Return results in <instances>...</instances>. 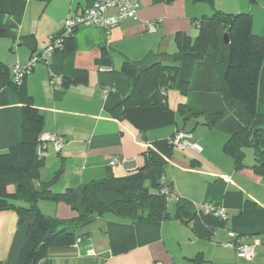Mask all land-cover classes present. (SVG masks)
<instances>
[{
    "label": "crops",
    "instance_id": "0c3cea01",
    "mask_svg": "<svg viewBox=\"0 0 264 264\" xmlns=\"http://www.w3.org/2000/svg\"><path fill=\"white\" fill-rule=\"evenodd\" d=\"M137 1V20L126 19L109 30L78 27L73 33L74 51L55 53L47 62H37L23 83L33 106L43 115L41 135L64 140L59 152L53 143H43L46 157L41 180L49 181L63 166L52 187L54 192L72 188L80 198L85 184L125 177L143 167L151 154L163 166V178L170 186L167 212L171 218L132 223L112 213L90 216L75 231L83 235L77 247L51 248L41 264H194L199 254L214 264H240L234 249L226 247L237 239L253 248L254 257L243 259L247 264H264V181L251 168L252 151L244 150V167L236 170L222 150L227 137L194 120L183 123L169 97L165 110L124 108L122 100L129 88L128 78L121 71L124 61H140L150 51L176 52L174 35L182 32L194 39L198 34L196 22L216 11L249 13L253 33L264 36V0ZM94 2L3 0V13L17 25L18 45L12 48L11 38L0 37V64L25 68L32 55L48 47L67 16L81 14ZM154 20L161 23L154 33H148L145 24ZM192 73V64L182 65L179 79L189 81ZM80 74L85 76L83 82L70 81L63 87V79L72 80ZM54 78L61 81L53 84ZM111 88L114 91L104 94ZM258 96L257 111L261 113L264 62ZM21 106L11 88L0 89V152L21 139ZM180 131L190 132L201 151L170 146L169 139ZM145 185L148 187L149 182ZM119 198L100 195L105 203ZM45 204L51 210L47 216L62 220L75 219L83 212L80 201L74 207ZM205 206L223 208L226 219L203 212ZM178 207L194 216L187 225L173 218ZM200 230L201 236L197 233ZM24 244L25 228L18 225L16 213L0 211V262L22 264Z\"/></svg>",
    "mask_w": 264,
    "mask_h": 264
},
{
    "label": "trees",
    "instance_id": "16d2710c",
    "mask_svg": "<svg viewBox=\"0 0 264 264\" xmlns=\"http://www.w3.org/2000/svg\"><path fill=\"white\" fill-rule=\"evenodd\" d=\"M2 1L0 37L11 38L12 48H16L17 25L3 13ZM248 1L256 3V0ZM196 26L198 34L194 39L182 32L174 35L176 52L169 54L157 49L140 61L122 63L121 71L128 78L129 88L122 105L124 108L159 107L165 110L168 92L176 90L187 98L186 102L177 104L176 111L181 121L194 120L226 135L222 150L232 159L236 170L244 167V150L250 149L253 157L251 168L264 181V111H257L264 36L253 33L249 13L216 11L200 18ZM76 29L63 38L61 48L54 49L53 54L74 51L73 33ZM62 31L61 27L52 35L48 47ZM224 34L227 43L224 42ZM185 64L193 65L189 81L179 79L180 68ZM27 71L21 72L19 84L8 67L0 64V89L11 88L22 105L21 139L0 152V211L15 212L18 225L25 228V244L20 253L22 264H41L49 249L72 246L77 238L83 237L75 232L77 227L90 216L112 213L132 223L170 219L167 212L170 186L163 178V166L151 154L143 167L125 177L103 178L85 184L80 198L72 188L62 192L52 190L63 173V166L49 181L41 180L40 170L45 157L39 156L38 148L42 146L40 137L44 118L25 92L23 81ZM84 77L80 74L72 80L63 79L62 85L67 87L70 81L83 82ZM146 182H149L148 187ZM163 188H166V193L162 192ZM102 193L120 198L105 203L100 200ZM39 201L63 203L69 207L80 201L83 212L75 219L62 220L41 213L37 207ZM173 218L187 225L194 216L178 207ZM199 232L201 236L203 231ZM194 264L214 263L205 261L199 254Z\"/></svg>",
    "mask_w": 264,
    "mask_h": 264
},
{
    "label": "built area",
    "instance_id": "2783aa9c",
    "mask_svg": "<svg viewBox=\"0 0 264 264\" xmlns=\"http://www.w3.org/2000/svg\"><path fill=\"white\" fill-rule=\"evenodd\" d=\"M138 9L139 4L137 0H95V2L81 14L67 16L62 25V34L52 39V44L44 51H42L38 55H32L29 63L25 66V68L19 70L18 65L15 64L8 67V69L13 75L14 80L20 84V80L22 77L21 72L28 69V73L37 62H47L53 55V50L56 48H61L63 38L69 36L74 29L80 26H98L102 27L103 29L109 30L118 26L122 21L126 19L137 20ZM160 23L161 20L146 22L145 25L147 32L154 33ZM60 81V78L52 79L53 84H57ZM110 90L114 91V89L112 88L105 89L104 94H108ZM191 138V134L180 131L175 133L169 139V145L180 150L189 147L197 152H200L201 147L196 142H193ZM46 141L53 143L54 150L56 152L60 151L64 143V140L58 136L51 134L41 135L40 144H42V146H39L38 148V154L40 157H46V151L43 146V143ZM161 182L164 183L163 180H161ZM162 192L166 193V188H163ZM202 210L203 212L214 214L215 216L223 220L226 219V212L221 207L205 206ZM80 241L81 239L78 238L72 246L77 247ZM226 247L234 249L238 258L251 260L254 257L253 248L249 245L243 244L241 240L237 239L234 243L230 242L229 244H226Z\"/></svg>",
    "mask_w": 264,
    "mask_h": 264
},
{
    "label": "rangeland",
    "instance_id": "374dc122",
    "mask_svg": "<svg viewBox=\"0 0 264 264\" xmlns=\"http://www.w3.org/2000/svg\"><path fill=\"white\" fill-rule=\"evenodd\" d=\"M172 51H174V50H171V52L170 53H173ZM168 97H169V101L171 102V104H173V105H177L178 103H181V102H186L187 101V98H185L184 96H182V95H180V93L179 92H177L176 90H170L169 92H168ZM264 111V110H263ZM218 134H222V133H218ZM222 136H226V135H224V134H222ZM226 139V138H225ZM45 179V178H44ZM47 179H50V176H49V178H47ZM45 202H49V201H39L38 203H37V206H38V209H39V211L41 212V213H45V215H48V214H50L51 213V210H49V209H47V205L45 204ZM205 250H206V252L207 253H209V249L208 248H205ZM235 252V251H234ZM216 253H218L217 251H216ZM235 255H236V253H234ZM234 258H235V260L237 261V262H239L240 264H247V262L248 261H245V260H243V259H241V258H238L237 256L235 257L234 256ZM206 260V259H205Z\"/></svg>",
    "mask_w": 264,
    "mask_h": 264
},
{
    "label": "water",
    "instance_id": "95a60500",
    "mask_svg": "<svg viewBox=\"0 0 264 264\" xmlns=\"http://www.w3.org/2000/svg\"><path fill=\"white\" fill-rule=\"evenodd\" d=\"M224 42H225V43L228 42L226 34H224Z\"/></svg>",
    "mask_w": 264,
    "mask_h": 264
}]
</instances>
